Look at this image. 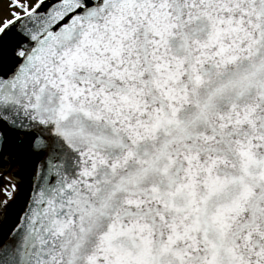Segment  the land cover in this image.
Instances as JSON below:
<instances>
[{
  "label": "snow or ice",
  "instance_id": "snow-or-ice-1",
  "mask_svg": "<svg viewBox=\"0 0 264 264\" xmlns=\"http://www.w3.org/2000/svg\"><path fill=\"white\" fill-rule=\"evenodd\" d=\"M0 264H264V0H0Z\"/></svg>",
  "mask_w": 264,
  "mask_h": 264
}]
</instances>
